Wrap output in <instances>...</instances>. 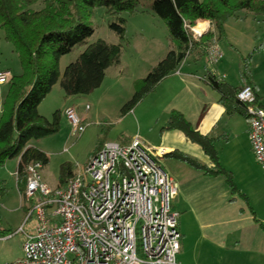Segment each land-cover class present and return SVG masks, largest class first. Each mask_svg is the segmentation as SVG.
I'll list each match as a JSON object with an SVG mask.
<instances>
[{"label":"trees","instance_id":"trees-1","mask_svg":"<svg viewBox=\"0 0 264 264\" xmlns=\"http://www.w3.org/2000/svg\"><path fill=\"white\" fill-rule=\"evenodd\" d=\"M144 5L143 0H0V31L13 44L22 66V72L13 75L8 82L9 89L3 101L0 167L9 159L19 157L16 176L24 199L29 164L41 161L46 165L49 162L47 153L34 145V141L57 132L60 127L61 111L57 110L52 118H48L40 113V104L59 81L67 95L88 94L102 85L107 69L120 62L126 32L125 14L141 11L158 15L165 21L173 43L165 57L137 81L135 94L124 106L129 110L154 92L188 56L205 57L208 61L210 44L215 39L218 42L227 39L225 27L230 18L237 17L241 11L264 16V0H153ZM98 6L106 7L117 17L110 26L121 42L112 43L103 38L89 42L95 32L94 8ZM198 20L210 21L212 28L196 39L191 27ZM80 46L84 47L83 51L61 73L60 58ZM262 46L263 43L255 46L248 56L249 61L253 52ZM241 74L244 84L239 86L232 85L212 69L208 70L205 80L219 93V101L228 114L239 113L246 117V105L237 96L244 85H251L258 102L262 107L264 104L251 81V72L243 70ZM163 128L180 130L189 140L199 144L212 165L177 149L165 153L164 157L176 159L205 175L223 176L231 190H237L232 172L221 164L216 138L196 129L177 109L171 111ZM72 174V167L64 163L59 185ZM4 182L0 180V199L7 193Z\"/></svg>","mask_w":264,"mask_h":264},{"label":"built area","instance_id":"built-area-1","mask_svg":"<svg viewBox=\"0 0 264 264\" xmlns=\"http://www.w3.org/2000/svg\"><path fill=\"white\" fill-rule=\"evenodd\" d=\"M196 26L191 29L197 39L208 28L198 31ZM222 58L215 39L208 62L216 74ZM12 76L0 70V83ZM237 96L246 105L250 142L264 168V107L251 85ZM65 115L72 136L85 131L74 107ZM166 152L139 139L107 141L57 187L44 181L41 161L29 164L25 200L30 209L17 229L25 237L23 256L3 264H182L179 212L172 208L179 184L162 165ZM29 222L33 228L27 231Z\"/></svg>","mask_w":264,"mask_h":264},{"label":"rangeland","instance_id":"rangeland-1","mask_svg":"<svg viewBox=\"0 0 264 264\" xmlns=\"http://www.w3.org/2000/svg\"><path fill=\"white\" fill-rule=\"evenodd\" d=\"M143 2L147 5L153 0H143ZM240 15L238 23L236 18L230 20L234 44L239 50L234 49L228 39L219 40L223 59L215 65L217 74L220 77L225 75V80H233L234 84L238 83L243 70H249L251 74L260 71L257 66V52H253L250 61L248 56L259 44V39L264 37V16H256L246 11H241ZM125 16L127 17L126 32L125 39L122 41L110 26L117 17L106 7H95L92 16L95 32L89 39V42L99 38L112 43L122 41L121 66L118 70H109L102 85L88 94L67 95L59 81L40 104V113L48 118H52L57 110L61 111L59 130L34 141V145L46 152L49 157L48 164L42 168V175L52 186L59 183L61 167L64 163L69 164L73 171L82 168L104 142L122 143L124 140L139 139L151 147L159 145L170 131L163 128L167 123L166 115L170 107L186 106V102L193 98L184 87L170 86L164 82L132 109L124 108L135 94L137 81L144 78L173 46L167 25L158 15L133 13L125 14ZM203 21L195 25L199 26ZM204 28L205 26L200 30ZM83 49V46L76 47L60 58L61 73L69 63L76 60ZM228 55L229 58L231 55L235 56L229 60ZM205 62V58L190 60L186 68L200 69ZM0 70H10L12 75L22 72L21 62L13 44L3 37L1 31ZM8 89L9 83H0V117ZM87 105H90L89 109H86ZM69 107H74L80 115L85 116L83 121L87 126L82 134L76 136L71 134L72 124L65 115V110ZM172 138L173 136H170L168 143L173 144ZM180 146L185 148V145L181 144L178 147ZM220 153L222 164L228 165V147L220 149ZM160 160L167 171L178 176L179 189L172 202V208L177 212L181 210L183 213L184 200L190 197L186 193L187 188L196 181L195 172L189 170L190 168L182 162L167 159L164 156ZM18 165L19 157H16L9 159L0 167V180H4L7 185L6 200L0 211L3 216L9 217L13 224H20L24 215L19 209L22 197L17 184ZM208 179L225 183L222 176L218 178L219 180ZM221 197L219 193L217 198Z\"/></svg>","mask_w":264,"mask_h":264},{"label":"crops","instance_id":"crops-1","mask_svg":"<svg viewBox=\"0 0 264 264\" xmlns=\"http://www.w3.org/2000/svg\"><path fill=\"white\" fill-rule=\"evenodd\" d=\"M136 13L151 14L141 11ZM232 18H236L238 23L241 15ZM230 20L231 18L225 27L227 39L234 49L239 50L234 44ZM203 22L206 24L205 29L208 28L209 31L212 28L210 21ZM252 40L254 42V37ZM259 41V44L263 43L262 48L256 51L257 66L260 71L252 73L250 78L257 89L261 103L264 104V37ZM233 56L235 55L229 58L228 55V59L231 60ZM200 59L188 56L175 72L159 84L160 86L166 82L165 84L170 86H182L193 97L186 102V106L170 107L166 121L171 111L178 108L177 110L182 111L196 129L216 138L220 159V149L228 147V165L226 163L223 165L222 162L221 164L232 172L237 190L232 191L226 181L225 184L224 181L208 179L217 180L220 175H205L192 168L189 169L195 172L196 181L187 188L186 193L190 197L184 200L183 213L181 210L178 211L179 229L182 235L178 259L182 264H264V168L252 149L246 117L239 113L228 114L225 106L219 101V93L206 82L205 76L211 69L207 58L200 69L186 68L190 60ZM120 66L121 60L109 67L106 75L109 70H118ZM232 81L228 82L235 86L244 84L242 76L237 84ZM81 117L85 119L84 115ZM170 136H173V144L168 143ZM129 142L131 141L124 140L122 143ZM181 144L185 145V148L178 147ZM155 147L166 149V153L177 149L204 164L212 165L201 146L189 140L180 130L168 131L163 142ZM167 159L172 158L167 157ZM167 172L178 182L177 175ZM43 179L51 187L59 185L57 183L52 186L44 175ZM4 183L6 185V182ZM219 193L222 195L221 198H217ZM20 194L22 199L19 209L24 214L20 224H13L12 220L3 216L0 211V264L23 256L25 237L24 233L17 232V229L24 223L29 213L27 210L29 203L26 202L21 191ZM5 197L0 199V210L6 200ZM32 228L33 222H29L25 227L27 231Z\"/></svg>","mask_w":264,"mask_h":264},{"label":"bare ground","instance_id":"bare-ground-1","mask_svg":"<svg viewBox=\"0 0 264 264\" xmlns=\"http://www.w3.org/2000/svg\"><path fill=\"white\" fill-rule=\"evenodd\" d=\"M206 24L203 22L201 25L196 26L195 29L200 31V29H202Z\"/></svg>","mask_w":264,"mask_h":264}]
</instances>
